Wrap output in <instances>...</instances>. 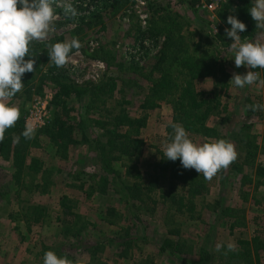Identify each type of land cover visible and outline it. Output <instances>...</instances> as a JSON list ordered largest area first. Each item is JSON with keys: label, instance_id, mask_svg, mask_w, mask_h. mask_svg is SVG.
Here are the masks:
<instances>
[{"label": "rangeland", "instance_id": "374dc122", "mask_svg": "<svg viewBox=\"0 0 264 264\" xmlns=\"http://www.w3.org/2000/svg\"><path fill=\"white\" fill-rule=\"evenodd\" d=\"M113 1L70 0L78 14L66 16L61 0H55L54 31L39 42L52 45L58 37H62L61 42L74 37L80 41L81 48L70 54L72 60L64 67L55 66L66 80L83 85L105 83L112 77L118 80L117 88L106 95L105 103L99 107H89L94 104L90 93L80 99H67V106L75 108L69 111V116H82L85 120L101 118L106 112L118 115L120 109L131 118L147 114L139 133L144 146L136 161L141 177L125 175V166L114 162L123 182L110 183L103 192L98 191L93 185L99 180L92 176L105 172L94 159L87 141L76 132V142L65 151L66 155L56 152L48 136L38 134V144L30 149V156L38 158L39 170H25L19 182L15 181L11 160L0 155V264H43L44 253L49 250L67 256L73 264H218V242L226 245L231 241L236 247L238 239L249 240L253 236L264 242V185L257 182L255 174L256 164L264 165V116L263 110L252 107L262 105L258 98L264 86L256 83L241 89L230 81L234 72L243 75L249 70L259 72L264 79V69L237 68L232 40L225 35L230 25L218 16L211 18L209 12L187 0H144L149 20L143 48L139 47L142 43L138 37L143 30L133 13L134 0L115 7L110 6ZM165 14L182 22L188 56L225 68L226 86L216 85L214 77H207L197 83V88L219 100L207 122L235 145L238 154L227 169L210 181L204 179L207 188L194 197L195 210L182 214L168 209L166 203L162 206L160 201L152 203L133 197L138 196L135 184L143 192V186L155 174L154 166L165 159L163 146L173 134L168 135L166 129L172 122L173 106L166 99L159 100L154 109L141 107L150 83L126 66L134 60L126 47L136 48L132 53L135 57L138 52L142 54L137 64H142L146 73L163 39L164 25L159 16ZM239 35L241 42L264 43V31L257 28L251 36ZM120 62L124 67L117 66ZM51 63L54 65L49 60L45 68ZM171 69L176 71L177 65ZM51 89L50 84L44 88V94L19 92L20 97L12 98V103L20 108L24 125L32 123L37 131L51 121L55 112L62 114L60 105L52 102ZM87 131L93 137L99 129L94 126ZM188 133L194 142L210 140ZM245 135L257 148L254 162L243 165L245 149L239 139ZM179 186L176 192L183 193ZM159 188L164 191L168 188L166 178H159L150 193L152 198L158 199ZM166 239L174 243L172 248L164 246ZM260 264H264V250H260Z\"/></svg>", "mask_w": 264, "mask_h": 264}, {"label": "trees", "instance_id": "16d2710c", "mask_svg": "<svg viewBox=\"0 0 264 264\" xmlns=\"http://www.w3.org/2000/svg\"><path fill=\"white\" fill-rule=\"evenodd\" d=\"M125 1L127 0H114L110 6H122ZM251 6L252 3L249 0H235L231 4L221 7L217 16L227 23V17L235 15L246 25V31L241 34L251 36L256 31L255 21L249 12ZM159 19L164 25L162 28L163 41L154 55L155 59L150 69L143 73L145 68L134 60L128 61L126 65L150 83L141 107L145 110L154 109L158 106L159 100L167 101L166 99H168V102L173 106L172 122L181 124L188 132L210 139L206 142L213 139H224L216 128L206 124L211 112L219 105V100L215 96L210 97L208 92L198 89L197 83L204 78L214 77L216 85H225V79L228 76L225 68L221 64L187 55L188 42L182 31V22L176 16L165 14L159 16ZM61 41L62 37L55 40V42ZM50 45V42L33 41L31 43L30 55H33L36 61L35 71L25 73L22 77L24 87L21 93L33 91L41 95L44 94V88L51 84L52 102L55 105H60L62 114L55 112L51 121L37 130L32 139H25L21 135L25 128L23 116H20L14 127L6 130L5 138L0 142V155L3 159L11 160L15 168V181L19 182L21 173L25 170H39L38 158L30 156V149L38 144V134L43 133L48 136L50 142L56 147V152L60 151L66 155L65 151L76 142L77 138L74 132L87 141L94 153V159L98 161L100 168L105 172V174L95 173L96 175L92 176L99 180L93 185V187L95 185L98 187H96L98 191L103 192L105 185L110 183L117 185L123 182L122 174L114 167V162H120L125 166V175L134 179L140 178L141 174L136 168V161L142 154L144 141L139 137V133L140 127L145 125L147 114L131 118L120 109L118 115L106 112L101 118H86L85 120L82 116H69V111H73L75 108L67 106V99L71 97L80 99L83 95L90 93L94 104L89 107H99L105 103L106 95H110L117 88L118 80L112 77L105 83L93 85H83L66 80L56 70L55 64L51 63L45 68L49 61ZM174 65H177L176 71L171 69ZM117 66L121 68L123 64L120 62ZM121 81L124 82L122 79ZM18 93L14 97H20ZM258 100L264 106V91ZM262 115L264 116V110ZM94 126L99 129V132L93 137H89L87 129L90 127L91 130ZM166 129L168 135L172 134L171 127L167 126ZM18 136L19 142L16 141ZM239 141L243 143L245 149L241 160L242 164H252L257 144L246 135ZM154 169L155 174L143 186V192H140L139 184H135L138 187L135 188L138 191V196H133L134 199L139 201L146 199L152 203L160 201L162 206L166 203L168 209H173L176 213L193 212L195 210L194 197L204 193L207 188L203 175L198 174L194 169H184L179 159L174 162L166 158L162 159L157 166H154ZM238 169L241 170V167ZM255 174L259 179L257 182L264 185V165L257 163ZM160 177L166 178L168 188L165 191L159 188L161 192L158 200L152 198L150 193L157 187ZM177 184H180L179 187L184 190L183 193L176 192ZM165 242L164 246L172 248L174 243L171 240L166 239ZM235 248V251H227L226 247L222 248L219 251L218 264H260V250H264V242L257 236H253L249 240L238 239Z\"/></svg>", "mask_w": 264, "mask_h": 264}, {"label": "clouds", "instance_id": "9594fccd", "mask_svg": "<svg viewBox=\"0 0 264 264\" xmlns=\"http://www.w3.org/2000/svg\"><path fill=\"white\" fill-rule=\"evenodd\" d=\"M54 2L55 0H0V142L4 140L6 130L14 127L20 118V108L12 103V98L24 87L22 77L25 73L35 71L36 61L30 55V45L33 41L45 40L54 31L57 19ZM60 6L66 16L78 14L70 0H61ZM249 12L255 21V27L264 31V0H253ZM227 23L231 27L225 29V35L232 40L235 66L264 69V43L259 40L241 42L239 33L246 31V25L235 15H229ZM80 48L81 43L75 37L56 42L49 46V60L57 67H64L72 60L70 54L73 49L78 51ZM230 81L241 89L256 83L264 86L260 73L250 70L243 75L234 72ZM252 107L253 110H264V106L259 104ZM167 126L172 128L173 134L164 143V158L173 162L179 159L184 169H194L207 181L212 180L222 169H227L237 158L235 145L230 141L218 139L198 143L190 138L181 124L170 121ZM35 132L36 127L32 123H26L21 135L25 139H32ZM16 141L19 142V136ZM225 247L227 251L236 250L234 242L229 241L226 245L218 242L216 251ZM43 264H73V261L49 250L44 253Z\"/></svg>", "mask_w": 264, "mask_h": 264}, {"label": "built area", "instance_id": "2783aa9c", "mask_svg": "<svg viewBox=\"0 0 264 264\" xmlns=\"http://www.w3.org/2000/svg\"><path fill=\"white\" fill-rule=\"evenodd\" d=\"M190 2H192L194 4V6L196 8H201L202 10H205L207 12H209L211 14V18H217V12L218 10L223 7L224 5H229L232 2H234L235 0H188ZM146 6V2L144 0H134V4H133V13L136 15L137 20L140 24V27L142 28L143 32L142 34L138 37L139 38V42L140 43H144L143 45L140 44L139 47L141 46L142 48L145 45V37H146V29L148 27V20H149V13L148 11L145 9ZM163 41V39H162ZM162 43V42H161ZM160 43V45H161ZM159 45V48H160ZM158 48V50H159ZM139 49V48H137ZM132 47H126V51L128 54L132 55V57L134 58L135 62H141L142 59V54L140 52L137 53V56L135 57L132 53L134 52ZM157 50V51H158ZM157 51L154 53L156 54ZM144 61V60H143ZM99 66H101V63H99Z\"/></svg>", "mask_w": 264, "mask_h": 264}, {"label": "crops", "instance_id": "0c3cea01", "mask_svg": "<svg viewBox=\"0 0 264 264\" xmlns=\"http://www.w3.org/2000/svg\"><path fill=\"white\" fill-rule=\"evenodd\" d=\"M232 89V88H231ZM260 93L262 94V92L260 91ZM208 126H210V127H212V125H210V124H208V122L206 123ZM213 127H215V126H213Z\"/></svg>", "mask_w": 264, "mask_h": 264}]
</instances>
